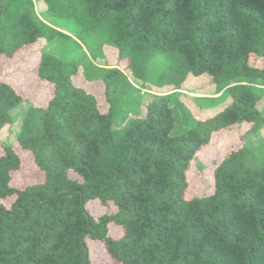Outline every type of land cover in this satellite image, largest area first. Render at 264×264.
I'll return each mask as SVG.
<instances>
[{"label": "trees", "instance_id": "obj_1", "mask_svg": "<svg viewBox=\"0 0 264 264\" xmlns=\"http://www.w3.org/2000/svg\"><path fill=\"white\" fill-rule=\"evenodd\" d=\"M45 3L40 16L32 0H0V59L72 39L50 23L57 19L78 28L91 70L87 54L66 61L43 53L33 98L0 71V131L28 104L16 145L1 144L0 264H91L88 238L115 264H264V144L232 151L214 171L212 193L187 198L192 164L216 134L244 123L245 137L264 129V0ZM84 71L104 85L106 110L75 85ZM190 75L210 76L221 94L208 108L231 103L195 119L178 92L154 95L142 119L114 130L129 78L168 94ZM175 113L186 125L178 134ZM28 160L41 180L17 187L14 174ZM94 201L117 212L97 219ZM111 224L121 237L109 234Z\"/></svg>", "mask_w": 264, "mask_h": 264}, {"label": "rangeland", "instance_id": "obj_2", "mask_svg": "<svg viewBox=\"0 0 264 264\" xmlns=\"http://www.w3.org/2000/svg\"><path fill=\"white\" fill-rule=\"evenodd\" d=\"M32 1L37 14L40 16L44 15L47 10L45 0ZM50 23L58 26L62 32L71 36L72 39L58 38L52 42L41 40L35 46L25 49L14 60L0 59L2 79L14 84L24 95L29 96L28 98L35 97L34 90L37 91L38 89V83L33 72L39 64L43 53L53 54L66 61L79 60L87 54L88 58L85 60L84 65L89 68L88 70H91V55L87 48L75 37L78 34V28L71 22L65 20L53 19ZM97 66L99 68L104 67L101 65ZM87 76L91 80L87 79L89 78ZM209 77L205 75L200 78H195L190 75L187 82L182 85L180 91H173L168 94H158L150 90L141 89L140 85H136L129 78L133 87L125 86L122 91V94L129 93V95L128 97H123L124 108L121 114L114 119V130L118 131L123 129L132 120L142 119L145 113V105L154 95L167 96L178 92L179 98L177 101L180 103L181 109L189 112L195 119H202L209 114L215 113L223 108V106L231 103V99L228 98L223 104L221 103L214 108H208L211 98H216L221 95L214 94L212 85L210 86ZM74 83L76 86L84 87L89 92L96 94L101 100V108H106L104 85L96 80L93 73L81 72L78 76L74 77ZM138 89L140 92L137 91ZM27 108L28 104L23 103L15 109L12 112L14 117L13 125H7L0 131V154L3 151L1 144L16 145ZM259 109L264 114V99L259 103ZM182 115L181 113L174 114L175 126L173 134L180 133L186 126L182 121ZM250 127V124L244 123L216 134L211 144L198 153L188 173V199L210 195L212 193L215 184L214 171L232 151L240 149L244 145L255 147L264 144V129L253 136L245 137V133ZM32 166V161L28 160V162H25L24 168L14 174L13 182L15 186L22 187L41 180L40 174ZM88 208L91 214L97 219L105 214L110 215L117 212V208L113 204L103 206L99 201L91 202ZM109 234L114 238H119L122 236L123 231L120 227L111 224L109 226ZM87 243L90 249L91 264H115L107 254L102 242L88 238Z\"/></svg>", "mask_w": 264, "mask_h": 264}]
</instances>
